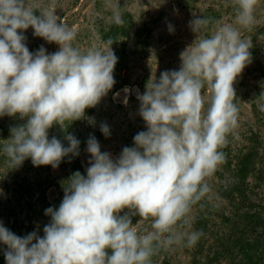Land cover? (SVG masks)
<instances>
[{
    "label": "clouds",
    "instance_id": "9594fccd",
    "mask_svg": "<svg viewBox=\"0 0 264 264\" xmlns=\"http://www.w3.org/2000/svg\"><path fill=\"white\" fill-rule=\"evenodd\" d=\"M231 2L233 23L191 20L197 39L180 53L179 70L150 78L146 91L137 92L147 130L134 136L135 146L124 147L113 160L89 137L87 175L76 171L58 209L45 210L51 221L43 237L35 231L20 237L0 223L6 264H151L160 247L185 238L188 247L197 243L202 231L177 229L188 223L191 206L210 191L206 178L225 160L219 149L239 111L233 85L251 62V42L240 29L254 25L258 0ZM58 20L51 8L33 0H0V117L27 118L10 129L3 147L12 168L31 158L34 166L55 169L69 154L78 156V139L68 134L65 147L55 137L49 140L48 130L83 118L116 83L112 41L110 47L82 51L73 46L76 31ZM113 20L124 23L118 11ZM210 23L214 27L206 36ZM29 27L59 50L47 54L41 46L30 52L23 35ZM101 131L110 135L106 124ZM134 216L140 217L137 223L151 220L152 230L139 234Z\"/></svg>",
    "mask_w": 264,
    "mask_h": 264
},
{
    "label": "rangeland",
    "instance_id": "374dc122",
    "mask_svg": "<svg viewBox=\"0 0 264 264\" xmlns=\"http://www.w3.org/2000/svg\"><path fill=\"white\" fill-rule=\"evenodd\" d=\"M33 2L51 8L59 17L58 23L62 21L75 30L73 46L82 51L92 46L104 49L112 41L118 62L113 73L116 83L95 107L87 108L79 120L66 121L64 128L54 124L48 130L49 140L55 137L65 147L69 146L68 134L80 141L79 155L69 154L55 169L51 165L34 166L31 158L12 168L3 147L11 138L10 129L25 124L27 118L0 117V223L20 237L34 231L43 237V228L51 221L45 210L58 209L64 187L76 171L86 177L91 160L87 152L90 136L113 160L124 147L135 146L134 136L147 130L139 115L137 92L146 91L150 78L158 80L166 70H179L180 53L197 39L189 22L205 17L233 23L235 18L231 0ZM114 11L120 13L122 25L114 23ZM254 16L250 30L240 29L241 37L251 42V62L233 85V102L239 111L237 125L219 149L225 160L206 178L210 191L191 206L188 223L180 222L182 226L177 229L202 231L203 235L192 247L187 246L186 238L180 244L160 247L151 264H264V111L260 110L264 105V0H258ZM213 27L210 23L204 35H210ZM23 35L32 53L41 46L47 54L59 50L58 44L35 36L31 27ZM126 87L129 92L124 91ZM102 124L109 127L107 137L101 131ZM132 220L139 234L152 230L151 220L137 223L139 216ZM6 250L7 246L0 243V264H6Z\"/></svg>",
    "mask_w": 264,
    "mask_h": 264
}]
</instances>
